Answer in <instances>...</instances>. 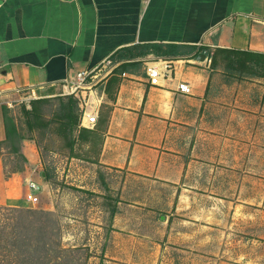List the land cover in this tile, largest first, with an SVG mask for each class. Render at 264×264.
<instances>
[{
	"label": "crops",
	"instance_id": "crops-1",
	"mask_svg": "<svg viewBox=\"0 0 264 264\" xmlns=\"http://www.w3.org/2000/svg\"><path fill=\"white\" fill-rule=\"evenodd\" d=\"M148 45L182 54H135ZM217 48L264 53V0H0V142L2 105L55 95L108 59L118 68L128 62L92 92L98 121L86 128L100 138V167L124 178L111 259L258 264L264 88L262 78L216 82L204 50ZM159 59L174 63V78L152 85L146 63ZM181 82L190 94L178 90ZM22 152L25 171L6 179L0 148V204L23 205L30 181L38 196L46 189L36 143L22 141ZM151 226L163 230L161 240Z\"/></svg>",
	"mask_w": 264,
	"mask_h": 264
},
{
	"label": "rangeland",
	"instance_id": "rangeland-1",
	"mask_svg": "<svg viewBox=\"0 0 264 264\" xmlns=\"http://www.w3.org/2000/svg\"><path fill=\"white\" fill-rule=\"evenodd\" d=\"M215 74L214 80L216 82L226 81L227 77L223 62ZM260 81V85L264 88V79H260ZM62 93L63 91H59L55 95L37 94L39 98H48L51 101L42 106L41 127L33 131L28 129L26 116L22 110L23 106H26L29 110L31 109L30 101L32 99H28L29 102L28 100H21L12 103L11 106L8 105L11 115L15 118L21 133L26 138L23 141L31 140L38 147L42 165L37 169V178H41L40 174L43 170H47L51 174V178L46 180V189L39 196L40 201L38 203L0 204V226L13 224L15 227L12 236L16 239H22L26 232L25 224H30L32 227L30 235H33L32 250L34 251L42 243V241H39V233L36 229L42 227L44 232H47L45 241L47 242L46 248L49 251L39 253V255H42L40 262H38L36 256H32L34 260L31 264L125 263V260L111 259L112 256L116 257V254L111 253L112 249L108 248L109 245L107 246L109 239L112 242L118 240L111 234L113 230L112 210L120 201L124 178L113 172L107 173L100 167L97 158L98 146H92L90 143H77L74 149L71 150L66 141L57 133L56 123L49 126L45 125V122L53 119L59 106L56 98L63 96ZM30 96L27 95L26 98ZM80 115L79 110V118ZM260 115L264 117L263 108ZM261 124V128H264V122ZM79 128H81L80 123ZM263 144L264 139H262V149ZM2 160L7 172L23 165L16 156L10 154V149L7 146L3 148ZM262 162H264V151H262ZM247 191L246 188V194ZM260 195L261 202L258 206L255 205V212L260 211L261 233L264 236V166H262ZM31 210L51 212L52 216L49 217L53 220L52 223L49 222L50 220L46 223V218L40 219L41 216H35L31 213ZM150 218V216L147 218L148 221H150ZM45 225H47L46 228ZM247 225L245 220L244 226L247 227ZM146 229L152 238L161 240L164 235L160 226L155 229L152 226ZM243 238L248 241L252 239V236L246 233ZM261 241L263 242L260 249L261 259L258 264H264V239H261ZM117 244L114 243L112 246ZM41 245L43 246V243ZM149 246L153 247L154 244L150 243ZM244 248L248 253H252L251 245L247 246L246 244ZM13 250L14 255L7 257L8 259H5L3 263L20 264V260L25 259V257H22L25 253L22 252L20 244ZM151 252H154V250H151ZM4 257L5 255L0 256V258ZM198 263L221 264V260L215 262L202 258ZM245 264H252V261L246 260Z\"/></svg>",
	"mask_w": 264,
	"mask_h": 264
},
{
	"label": "trees",
	"instance_id": "trees-1",
	"mask_svg": "<svg viewBox=\"0 0 264 264\" xmlns=\"http://www.w3.org/2000/svg\"><path fill=\"white\" fill-rule=\"evenodd\" d=\"M138 48L137 52H135L138 57L147 56L150 53H155L160 57H174L182 54V51L178 50V47H168L164 45H148L140 46ZM204 51L210 56L212 68L215 70L218 69L223 62L225 75L232 80L242 81L250 78L264 79V53L222 48H217L215 50L205 49ZM194 56H197V54ZM129 66L130 63L124 62L115 71L117 73H123L128 70ZM56 99L59 102V106L53 119L45 122V125L49 126L52 123H56L57 133L66 141L71 150L74 149V146L77 143H90L92 146H98L100 138L95 135L93 131L82 127L79 128L80 118L77 100L72 96H58ZM50 101L51 100L48 98L40 97L30 101V110L27 109L26 106H23L22 110L26 116V124L29 130L33 131L36 128L41 127V108L44 104L50 103ZM2 116L5 128V138L0 142L2 156L3 148L4 146H7L10 149V154L16 156L23 163L21 167L15 168L11 172L5 171L4 166V174L7 179L13 174L24 172L28 159L22 152V141L26 138L21 133L15 118L11 115L8 106L5 104L2 105ZM44 173L45 179L49 180L51 174L47 170H44ZM31 213L35 216H41L40 219H43V217L46 218V223L49 220L51 223L53 221L51 220V217H49L52 216L51 212L31 210ZM113 214L114 210L112 211V215ZM25 226L26 232L22 239H16V237L12 236L15 227L13 224H4L3 226H0V256L3 257V255H5L4 258H0V264H5L3 263L4 260L8 259L7 257L9 256L11 257V255H14L13 248L18 247V244H20L22 252L25 253V255L22 256L25 257V259L22 258L20 264H31L34 260V257L32 259V256H36L38 262H40L42 260V255H39V253L42 251H49L46 248L47 242L45 241L47 232H44L42 227L36 229L39 233V241H42L43 246L41 245L42 243H40L34 251L32 250L33 235H30L32 227L30 224H25ZM46 227L47 225H45V228ZM44 258L46 257L44 256Z\"/></svg>",
	"mask_w": 264,
	"mask_h": 264
},
{
	"label": "built area",
	"instance_id": "built-area-1",
	"mask_svg": "<svg viewBox=\"0 0 264 264\" xmlns=\"http://www.w3.org/2000/svg\"><path fill=\"white\" fill-rule=\"evenodd\" d=\"M118 66V63L108 59L93 69L79 71L73 79L65 81L62 95L72 96L77 100L81 114L80 127L93 128L97 124L98 109L94 108V103L91 100L92 92L113 75ZM174 71V63L169 60H151L146 63V73L152 85H159L162 78L173 79ZM178 90L182 94H190L192 92L190 85L186 82H181ZM37 98L39 97L33 92L31 97L24 98L23 101ZM8 105L11 106L12 103L8 102ZM29 189L30 191L27 193L25 201L32 204L38 203L40 197L35 194L38 191V185L34 181H30Z\"/></svg>",
	"mask_w": 264,
	"mask_h": 264
},
{
	"label": "water",
	"instance_id": "water-1",
	"mask_svg": "<svg viewBox=\"0 0 264 264\" xmlns=\"http://www.w3.org/2000/svg\"><path fill=\"white\" fill-rule=\"evenodd\" d=\"M199 59H205V56L202 55V56L199 57ZM44 176H45V174H44Z\"/></svg>",
	"mask_w": 264,
	"mask_h": 264
}]
</instances>
